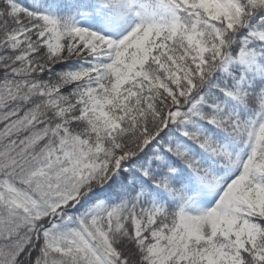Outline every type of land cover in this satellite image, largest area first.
I'll list each match as a JSON object with an SVG mask.
<instances>
[{"label": "snow or ice", "instance_id": "1", "mask_svg": "<svg viewBox=\"0 0 264 264\" xmlns=\"http://www.w3.org/2000/svg\"><path fill=\"white\" fill-rule=\"evenodd\" d=\"M0 264H264V0H0Z\"/></svg>", "mask_w": 264, "mask_h": 264}]
</instances>
